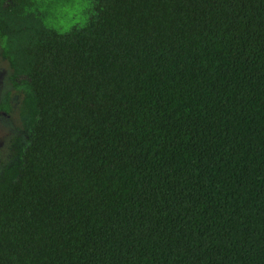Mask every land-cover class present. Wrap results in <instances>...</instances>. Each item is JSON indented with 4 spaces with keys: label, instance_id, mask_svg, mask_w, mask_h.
I'll return each instance as SVG.
<instances>
[{
    "label": "trees",
    "instance_id": "trees-1",
    "mask_svg": "<svg viewBox=\"0 0 264 264\" xmlns=\"http://www.w3.org/2000/svg\"><path fill=\"white\" fill-rule=\"evenodd\" d=\"M0 53V264H264V0H0Z\"/></svg>",
    "mask_w": 264,
    "mask_h": 264
},
{
    "label": "rangeland",
    "instance_id": "rangeland-1",
    "mask_svg": "<svg viewBox=\"0 0 264 264\" xmlns=\"http://www.w3.org/2000/svg\"><path fill=\"white\" fill-rule=\"evenodd\" d=\"M1 54V53H0ZM11 70L3 62L0 55V102L6 100L9 85ZM6 83H8L7 86ZM22 98V97H21ZM20 97L13 95V101L16 103L15 107L11 108L10 113L1 112L0 115V172L1 170L12 163L11 151L13 143L16 140L21 145L24 144L25 139L30 135V128L27 127V119L20 115ZM18 105V106H17ZM23 140V141H22ZM16 144V143H15ZM20 145V144H19Z\"/></svg>",
    "mask_w": 264,
    "mask_h": 264
}]
</instances>
